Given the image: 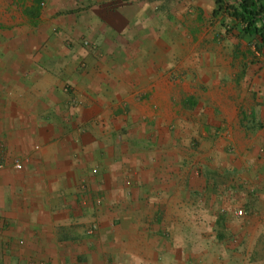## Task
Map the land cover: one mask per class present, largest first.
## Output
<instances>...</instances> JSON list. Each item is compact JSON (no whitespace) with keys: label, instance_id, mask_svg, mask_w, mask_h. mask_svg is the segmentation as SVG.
Listing matches in <instances>:
<instances>
[{"label":"rangeland","instance_id":"obj_1","mask_svg":"<svg viewBox=\"0 0 264 264\" xmlns=\"http://www.w3.org/2000/svg\"><path fill=\"white\" fill-rule=\"evenodd\" d=\"M208 1L0 0L8 65L0 66V148L18 131L12 169H33L27 182L41 188L44 180L46 203L65 211L62 255L46 264H264V201L246 191L247 117L264 108L263 54L233 16L239 0ZM164 29L170 41L158 53L152 38ZM1 70L25 89L18 83L12 96ZM48 77L55 82L45 96L31 90L28 98L30 83ZM165 82L172 114L157 94ZM24 127L60 152L46 159L22 140ZM257 149L261 158L264 146ZM142 200L151 225L190 222L180 252L165 253L167 241L174 252L178 244L161 232L157 256L141 261H125L122 241L109 242L120 213ZM51 226L43 233L52 246Z\"/></svg>","mask_w":264,"mask_h":264},{"label":"crops","instance_id":"obj_2","mask_svg":"<svg viewBox=\"0 0 264 264\" xmlns=\"http://www.w3.org/2000/svg\"><path fill=\"white\" fill-rule=\"evenodd\" d=\"M260 1L264 3V0ZM204 4L210 6L211 2L204 0ZM196 6L200 7L199 5ZM247 36L257 40V45L261 54H263L262 59L264 60V43L258 36ZM154 37V39L152 38L153 43H155L154 45L157 48L158 53H160L161 47L170 41L169 34L164 29L161 37ZM56 46L57 45L52 46V51L56 48ZM0 60V66L3 68L8 67L6 62L2 61V59ZM1 72L4 73L2 75H8L4 80L10 81L9 86L12 90V96H14V87L19 86L18 83H20L19 87H21V89H25L23 83L20 82L19 79L16 81V73H11L5 70H1ZM262 76H264V71L262 72ZM165 80L168 81L167 78H165ZM44 82V85H35L34 88L30 83L26 90L28 98L31 90L35 92V97H38V94L43 95L44 97V89H46V85L50 88L55 81L52 77H48ZM168 83L165 82V85L162 86L161 90L159 88V92H157L158 95H165L164 99L166 102L171 92V88ZM262 95L264 96V88ZM52 100L55 99L53 98ZM94 112L95 110L93 108H89V112L85 111V119L93 116ZM165 112H171L172 114L171 107L168 102L165 106ZM248 114L247 126H249V131L247 136V148L250 150L248 152L249 155H247L248 158H246V188L250 187V189L246 191L252 192L251 200L256 204L258 201H264V155L259 158L258 155L254 154L258 152V146H264V108L262 107L259 110L251 108ZM11 128H15V126ZM17 133L18 131L11 132V134H14L15 136ZM14 135L7 141H4L6 143L5 149H3V146L0 148V163L3 165L0 169V264H46V262L53 261L52 257H59L62 255L61 243L57 242L58 238H60V234L57 233V229L60 227L59 225H62L64 222L62 217L65 214V211L63 213V209L59 208L56 201H54L52 208L49 207V203H46L45 196H42L40 193V191H44L41 188L46 186L44 180L40 183L41 188H39V184L33 185L27 182V180L31 179L30 176H35V171L33 169H25L23 171H16L14 168L12 169V163L14 162L13 160H15L14 156L18 155V153L15 152L14 147H17L15 146V143H19L16 141L17 139ZM22 136V140L31 142V147H33V143L36 142L39 146V152L41 155H45L46 159L52 160V155H55L58 151L60 152L59 144L53 143L51 145H47L48 140L45 136H42L36 128L31 129L24 127ZM126 160L129 163L135 162L134 156H130ZM108 166H110L109 169L112 168V171L115 172L119 169L117 167H113V165ZM145 171L148 172V170ZM151 173L150 169L149 175ZM151 175L154 176V173ZM144 177L147 180V173L144 174ZM22 180H25V182H21ZM56 190L57 189L54 186V194ZM146 190L152 191L151 187L149 189H145L144 192ZM54 197H56V195H54ZM192 203L193 201L186 204L183 203V206H192ZM151 204L152 203H150V206ZM170 204L171 203L168 204V207ZM145 205L146 201L143 200L135 202V206L131 207L126 212L127 215L124 214V212L120 213V216L123 219L120 229L117 228L116 233L113 235L110 234L111 232H108L109 235H111L109 237V242H113L115 238L117 239V243L122 241L120 243L122 245L124 244L123 256L125 257V261L128 258L127 256L131 255L138 261H141V257H143L146 253L149 257H152L153 255L157 256L156 252H153L152 245H156L155 240L159 238L158 234L160 232L161 234H166L168 239H174L175 243L178 244L176 245L178 250L174 252L175 246H172L173 244L170 241H167L165 253L167 255L170 254L171 256L174 253L177 254L180 252L179 244H181L182 240L192 234V226L190 222L189 224H186L185 220H182L183 224L180 223V225L179 222H176V224H178L176 227L171 226L158 228L156 225H151L149 223L150 221H147L146 218L148 211ZM257 205L261 204L257 203ZM124 216H126V218H124ZM64 217L67 218V216ZM165 219H162V222ZM46 223L52 225L51 229L48 230H50L53 234V239L50 241L53 247L47 244L45 234L43 233L44 225ZM122 239H125L124 243ZM148 240L151 242H148ZM66 254H70V256H72L74 253L70 249V252ZM152 264L155 263L152 261ZM168 264H172L171 260Z\"/></svg>","mask_w":264,"mask_h":264},{"label":"trees","instance_id":"obj_3","mask_svg":"<svg viewBox=\"0 0 264 264\" xmlns=\"http://www.w3.org/2000/svg\"><path fill=\"white\" fill-rule=\"evenodd\" d=\"M243 25L244 32L253 37L258 36L264 43V3L260 0H239L233 11Z\"/></svg>","mask_w":264,"mask_h":264},{"label":"built area","instance_id":"obj_4","mask_svg":"<svg viewBox=\"0 0 264 264\" xmlns=\"http://www.w3.org/2000/svg\"><path fill=\"white\" fill-rule=\"evenodd\" d=\"M1 168V167H0ZM16 170H19L22 168V166L20 164H16L15 167H14Z\"/></svg>","mask_w":264,"mask_h":264},{"label":"bare ground","instance_id":"obj_5","mask_svg":"<svg viewBox=\"0 0 264 264\" xmlns=\"http://www.w3.org/2000/svg\"><path fill=\"white\" fill-rule=\"evenodd\" d=\"M165 96V95H164ZM52 158V157H51ZM110 239V238H109Z\"/></svg>","mask_w":264,"mask_h":264}]
</instances>
